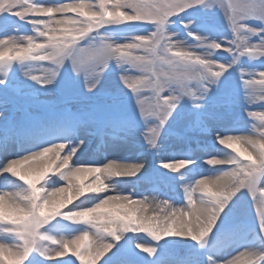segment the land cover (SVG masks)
<instances>
[{"label":"snow or ice","instance_id":"1","mask_svg":"<svg viewBox=\"0 0 264 264\" xmlns=\"http://www.w3.org/2000/svg\"><path fill=\"white\" fill-rule=\"evenodd\" d=\"M109 6L112 10L113 5L108 3V0H99L98 4L79 0V2H61L51 6L39 0H0V85L3 86L0 90V153L3 154V158L0 159V176L8 174L18 178L24 186L27 185L22 188L21 198H31L32 188L26 181L34 176L42 177L36 184L37 188L44 190L40 200L35 201L37 207L42 203L44 196L53 190L46 189L40 182H45L49 174L60 176V173L53 168L45 175L47 169L45 165L38 166V171L36 168L29 169L28 174L22 177L19 169L22 165L53 151L54 145L64 144H68L64 149L65 154L75 149L73 157L75 156L76 160L73 165L86 164L81 163L77 158V153L85 144V139L74 137V129H88L89 134H95L97 131L95 126L101 122L105 126L111 125L117 129L122 127L131 129L135 127L136 113H138L139 118L147 125L143 133L145 143L150 148H158L162 129L177 111L182 100L187 98L191 102V107L196 110L192 114L193 126L199 127L211 115L205 111L206 97L212 86L219 83L224 73L236 65L243 56L252 59L264 57V28H255L246 23L247 20L254 18L264 24V0H121L119 11L126 13L128 18L118 23L108 19L112 15ZM125 9L130 12L124 11ZM190 9L210 12H220L223 9V16L227 18L232 38L223 42L206 41L198 33L189 31L188 36L197 41L196 44L185 46L182 42L173 40L174 34H169L167 30V26L172 23L171 18H179L182 13ZM69 13H76L78 16L73 17ZM91 16L105 18L92 21L89 19ZM18 21L31 24L36 35H19ZM124 22L150 24L153 30L134 36L124 43H117L100 35V29ZM181 24H184L183 20ZM190 24L191 21L184 24L185 29ZM65 29L81 30L65 31ZM252 36H258L259 40L254 43L251 40ZM85 40L88 43H82ZM219 51L229 53L232 60L229 63H221L212 59L213 54ZM113 60L121 68L120 82L129 90L130 96L125 94L124 99L121 100L119 92L112 95L108 106L110 112L106 115H98L99 110L87 105V97L77 91L66 97L63 103L80 104V109L72 112L66 107L54 112L55 123L50 128L40 127L34 123L36 118L21 104L27 98V94L9 82V72L14 62H49L50 66L45 68L43 76L34 75L29 71H24L23 76L39 84L43 89L50 90L49 86L56 83L60 69L67 63L71 65L76 77L83 78L84 91L92 93L100 84L102 74L108 68L109 62ZM257 76L259 79L256 78ZM240 81L244 90L243 100L247 105L245 110L256 101L264 102V70L246 72L241 69ZM143 89L151 90L152 95L146 96ZM216 92L218 95L214 106L231 105L234 102L230 92H222L220 88H217ZM224 97L228 98L224 99ZM20 112H23V122L16 120L15 114ZM247 116L260 121L259 124L252 125L250 133L221 135L217 132L216 143L224 146L231 138L238 137L247 142L251 151L248 154L239 152L238 155L237 153L230 155L228 159L217 158L216 155L210 156L206 164L221 165L224 166L222 167L224 170L218 175L198 179L191 186L183 185L184 198L187 199L188 205L186 209L175 208L169 200L163 199L158 206L159 212L153 211L152 215H148L151 203L148 196L136 200L130 195H107L105 194L107 191L86 193L81 197L95 194L93 198L96 202L91 206H85L87 201L76 204L74 200L61 210L59 216L69 220L65 213L83 212L89 208L96 212L120 214V210L127 211L131 206L132 214L138 213L137 224L142 225L143 228L121 229L115 235L108 234L105 230L103 242L98 246L94 243L90 244L89 250L84 251L81 248L84 233L87 232L90 240L94 241L95 233L99 229L96 221L69 220L88 225V228L71 238H55L42 231V228L51 221L49 220L35 228L31 244L25 249L26 258L23 264L30 256L33 264H42L44 260L61 261L62 264H76V261L79 264H88L93 258L96 264L127 233L147 234L155 242L165 238L191 240L203 248L226 207L241 190H246L252 197L261 232L264 233V208L260 204V201L264 200V162L261 160L262 154L259 148L260 145H264V112L248 111ZM150 120L153 123H148ZM203 130L207 131L206 128ZM73 138L76 140L75 143ZM16 146H19L18 149ZM240 157H245L248 162L245 163ZM173 160L176 162H162L161 167L179 173L186 165L195 164V160L188 158ZM53 163L55 164V161ZM142 164L108 161L102 165H88L96 167L106 165L108 169L122 168L137 175L144 167ZM179 179L182 180L184 177L180 176ZM235 181H238L235 186L225 192L224 187ZM212 185L220 186V195L223 199L215 200L209 207H204L200 203L201 195L196 197L195 194L210 190ZM55 195L53 191V197ZM0 203L3 204V209L0 210V233L13 237L15 241L11 244L0 241V246L5 250V256L18 259V248L25 245V241L21 238L24 227L16 221L15 213L17 210L27 213L29 209L20 203V200L13 195V191H3L0 194ZM157 228L159 230L152 231ZM135 248L149 256L156 253L153 245L143 241H136ZM249 250L245 248L239 251L238 255L235 254L230 259L224 260L209 256L208 264H241L246 255L252 257L250 264L264 262V253L254 254ZM33 253L36 255L33 256ZM62 257L68 259H55ZM72 257H75V261L71 259ZM139 259L142 257L129 247L118 255L114 254L106 264H138Z\"/></svg>","mask_w":264,"mask_h":264},{"label":"rangeland","instance_id":"2","mask_svg":"<svg viewBox=\"0 0 264 264\" xmlns=\"http://www.w3.org/2000/svg\"><path fill=\"white\" fill-rule=\"evenodd\" d=\"M47 6L56 3H73L79 0H39ZM85 3L98 4L99 0H83ZM95 10V9H93ZM111 10V6H109ZM129 11L130 10H124ZM73 17H77L76 13H69ZM172 23L167 26L172 39L182 42L185 46L194 45L197 41L188 36V32L198 33L206 41L217 40L223 42L232 38L231 29L228 28L227 18L223 16V9L219 11H207L202 9H190L186 13H182L179 18L172 17ZM191 24L185 29L184 24ZM248 25L255 28H264L256 19L246 21ZM19 35H33L31 24H25L18 21ZM153 26L150 24H141L137 22H124L121 24L108 25L100 29V35L117 43H124L137 35L145 34L152 31ZM15 34V32H13ZM251 40L255 43L259 40L258 36H252ZM82 43H88L87 40ZM198 51H204L197 49ZM142 54V53H139ZM212 59L221 62L229 63L232 56L223 51L215 52ZM49 62L40 61H25L14 62L11 65L9 72V82L18 86L21 92L27 94V98L21 102L24 109L30 111L35 122L40 127H51L55 123L54 112H58L63 108H70L72 112H77L81 105L77 103L64 104L66 97L79 91L87 97V105L95 107L99 110L98 115H106L110 112L109 104L111 96L120 93L121 100L124 95L130 96L128 89L124 88L120 82L121 68L116 62L110 61L108 68L102 74L100 84L92 93H86L83 88V78L76 77L70 64H65L60 69V76L54 85L49 86L50 90L43 89L39 84L29 80L23 76L24 71H29L34 75L43 76L45 68L49 67ZM243 69L246 72H254L264 70V57L252 59L248 56H243L222 76L219 83L212 86L206 103L205 111L211 115L199 127L193 126L192 114L196 111L191 107V102L185 98L181 101L176 112L170 118L161 132V138L158 148H150L143 139V133L146 131L147 125L139 118L136 113V122L134 128H114L111 125H103L98 123L95 127V134H89L88 129H74V137L79 136L85 139V144L88 138H92L91 145H95L93 149L87 148L88 155L86 157L82 153H77V158L81 163H85L87 158L96 160V157L102 158L103 163L116 161L120 163H134L140 160L144 167L140 173L133 177H123L116 184L115 195H130L133 199H143L148 196L150 204L154 205L158 198H176L182 204L183 209L187 208V199L184 198L183 185L188 179L194 177H202L209 175L206 160L210 156L216 155L222 157L228 155L232 151V155H236L232 149L216 143V140H211V136L219 132L221 135L230 134L237 135L242 133H250L253 124H259L260 121L256 118L248 117V111L264 112V102L256 101L245 110L247 105L243 100V88L240 81V72ZM259 79V77H256ZM226 86V87H225ZM220 88L223 91L231 93V98L234 101L231 105L224 104L223 106H214L217 99L216 89ZM3 86L0 85V90ZM146 96H151V90L143 89ZM167 93H164L166 95ZM228 97H224L227 99ZM123 107L122 105L120 106ZM16 120L23 122V112L16 113ZM148 123H153L149 121ZM207 129L204 131L203 129ZM216 139V137H215ZM75 141V138H73ZM44 145H41L43 147ZM17 149L19 146H16ZM115 150L126 151L124 156H111L110 152ZM251 151V149H250ZM85 157V160H84ZM109 157V158H108ZM3 154L0 153V159ZM188 158L195 160L194 165H186L184 169H180L179 173L171 172L161 167L162 162H176L173 159ZM245 163L248 161L245 157H240ZM76 157L74 156L70 163L74 164ZM164 160V161H162ZM97 164V163H96ZM98 165V164H97ZM102 165V163H100ZM183 176L184 179H179ZM50 177V178H49ZM48 187L55 188L64 185L62 179H58V175L49 174L46 178ZM3 185L0 188V194L3 191L15 188L20 190L27 185H23L18 178H13L8 175L3 177ZM43 181V183H45ZM95 194H88L85 197H80L74 201L76 204H81L87 201L85 206H91L96 202L93 198ZM197 197V193L195 194ZM155 197V199H153ZM158 213V212H157ZM153 212H148L152 215ZM88 228V225L83 223L71 222L63 216H58L51 220L42 228L47 234L55 238H71L81 231ZM0 241L9 244L14 243V238L0 233ZM136 241H143L151 244L156 248V253L149 256L135 248ZM131 247L139 254L142 259L138 260V264H208V257L211 256L217 260L231 258L239 251L248 248L253 251L264 252V233L261 232L260 222L254 210L252 197L246 190H241L233 198V201L226 207L221 215L216 227L211 235L207 238L204 247L201 248L191 240L180 238H165L159 242L152 241L147 234L127 233L124 238L116 243V246L96 264H106V261L114 254H119L125 248ZM229 252V253H228ZM223 253V254H222ZM36 254L33 253V256ZM71 255V253H69ZM228 256V257H225ZM14 257L5 256L4 264H10ZM37 259H40L37 257ZM67 260L68 257L55 258ZM75 261V257L71 258ZM25 264H33L32 256L29 257ZM42 264H62L61 261L44 260ZM76 264H79L76 261ZM264 264V262H262Z\"/></svg>","mask_w":264,"mask_h":264},{"label":"clouds","instance_id":"3","mask_svg":"<svg viewBox=\"0 0 264 264\" xmlns=\"http://www.w3.org/2000/svg\"><path fill=\"white\" fill-rule=\"evenodd\" d=\"M108 3L113 5L112 7V15L108 17L111 22L118 23L125 19H127V15L124 12L119 11V5L121 0H108ZM104 16H91L89 17L92 21H99L104 19ZM81 29H65V31H79ZM225 147L231 149L239 154V152H244L248 154L250 152V146L247 145V142L241 140L238 137H233L229 140V143L224 145ZM68 147V144L64 145H54L53 151L49 152L47 155L39 156L37 159L28 162L20 167L19 171L21 176H25L28 174V170L32 168H36L39 170L38 166L47 165V169L45 170V175H47V171L51 169H55L60 173V179L65 181V186L63 188H56L52 191H49L42 203L37 207L35 204L36 200H40L41 195L43 193V189L37 188L36 184L42 177L34 176L31 180L26 181L29 186L32 188L31 198H21L20 190L13 191V195L20 200V203L24 205L25 208L29 209L27 213L23 212V210H17L15 213L16 221L23 225L24 232L22 234V239L25 241V245L20 246L18 248V259L13 258L10 261V264H23V260L26 258V247L31 244V240L33 238V234L35 228L45 223L49 220H53L55 217L59 216L61 210L72 203L74 200L79 199L86 193L90 192H101L108 191L115 187L114 184L111 183L112 179L116 176H125V175H136V173H129L126 169L117 168V169H108L106 165L104 166H91L88 164H76L73 165L70 163L72 160L75 149H71L66 154L64 153V149ZM260 152L262 154L261 160L264 162V145H260ZM43 151V150H42ZM230 155H226L224 159H228ZM55 161V164L53 163ZM251 163H255V161H251ZM144 165L142 164V167ZM77 173L76 175H73ZM15 175V173H13ZM235 181L231 184H227L224 187V191H228L231 187L235 186ZM53 191L56 193L55 197H53ZM221 188L219 185L210 186V190L205 191L201 194L200 203L204 207H209L211 203L215 200H222L223 196L220 195ZM261 207L264 208V200L260 201ZM3 209V204L0 203V210ZM133 209L131 206L127 211L120 210V214L110 213V212H96L93 209L89 208L84 210L83 212H73V213H65L69 220L75 222H92L96 221L99 225L98 231L95 233L94 241H91L87 232L84 233V238L81 241V248L84 251H88L90 244L98 246L103 242L105 230L108 231V234L115 235L117 231L121 229H136L141 230L143 228L142 225L137 224L138 213L133 215ZM114 221H119V223H113ZM157 229H153L152 231H157ZM15 247V246H14ZM95 248H93V251ZM255 253H264L259 251L249 250ZM252 257L245 256V258L241 261V264H250ZM5 260V250L2 246H0V264H4ZM88 264H94V258L88 261Z\"/></svg>","mask_w":264,"mask_h":264},{"label":"bare ground","instance_id":"4","mask_svg":"<svg viewBox=\"0 0 264 264\" xmlns=\"http://www.w3.org/2000/svg\"><path fill=\"white\" fill-rule=\"evenodd\" d=\"M212 137H214V138H212ZM215 137H216V135H213V136H211V140H213V141H215L216 139H215ZM91 137L90 138H88V140H87V143H86V145H83L82 147H81V149H80V151L78 152L79 154H81L82 155V153L84 154V156L86 157V155H88V152H87V148H91V149H93L94 148V146L95 145H91V143H92V141H91ZM76 142V140L75 141H73V143H75ZM223 146V145H222ZM115 148L116 147H113V151L112 152H110V154H111V156H116V157H118V156H124V154H126V151H119V150H115ZM228 155H232V151L230 152V153H228ZM85 157H84V160H85ZM109 158V157H108ZM217 158H225L224 156L222 157V155H220V156H218ZM90 159H92V158H87V160H85L86 162V164H92V165H100V163H102V164H105V163H107V162H104L103 163V159L102 158H99V157H96L95 159L96 160H90ZM109 161H111L110 159H109ZM137 162H140V160H138ZM97 163V164H96ZM142 163V162H141ZM222 167H224V166H221V165H208L207 166V170H208V173H209V175H207V176H214V175H218V174H220L224 169L222 168ZM5 175H8V174H5ZM8 176H10V175H8ZM3 177H4V175L3 176H0V188L2 187V185H3ZM60 177L58 176V179H59ZM123 177H119V178H113L112 179V181H111V183L112 184H114L115 185V187L114 188H112V189H109L105 194H107V195H115V192H116V185H118V184H116L119 180H121ZM203 178H205V176H202V177H194V178H192V179H188V181H186L185 182V185H188V186H191V184L192 183H194L196 180H198V179H203ZM41 184H44V186H45V188L46 189H49V190H51V189H54V188H49L48 187V183H43V181H41L40 182ZM64 183H65V181H64ZM38 186H40L39 184H38ZM64 186V185H63ZM18 190V189H17ZM7 191H15V188H10V190H7ZM3 193V192H2ZM1 193V194H2ZM202 193L201 192H197V197L199 196V195H201ZM163 199H167V200H169V203L170 204H172L173 205V207H175V208H181L182 207V204L179 202V200H177L176 198H158L157 199V201H156V203L154 204V205H152V204H150L149 205V212H153V211H155V212H159V205H160V201L161 200H163ZM140 200V199H139ZM229 253V252H228ZM223 254V253H222ZM225 257H228V256H225Z\"/></svg>","mask_w":264,"mask_h":264}]
</instances>
